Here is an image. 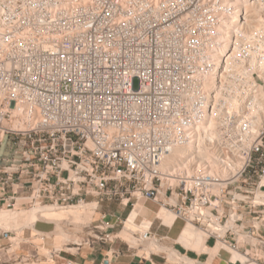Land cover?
I'll return each mask as SVG.
<instances>
[{"label": "built area", "instance_id": "obj_1", "mask_svg": "<svg viewBox=\"0 0 264 264\" xmlns=\"http://www.w3.org/2000/svg\"><path fill=\"white\" fill-rule=\"evenodd\" d=\"M230 1L0 0V144L13 151L0 160V212L94 204L99 214L150 200L221 249L247 248L264 263L263 112L247 143L233 135L241 116H228L236 153L225 149V175L161 170L218 106L234 48L220 52ZM247 1L260 5L262 27L237 61L247 85L264 90V0ZM106 217L103 232L114 228ZM16 234L0 228V252ZM135 237L151 238L150 228Z\"/></svg>", "mask_w": 264, "mask_h": 264}, {"label": "bare ground", "instance_id": "obj_2", "mask_svg": "<svg viewBox=\"0 0 264 264\" xmlns=\"http://www.w3.org/2000/svg\"><path fill=\"white\" fill-rule=\"evenodd\" d=\"M229 3L234 6L235 14L234 16L231 15V19L225 22L227 30L222 36L223 47L220 52L223 54L231 44L234 48L226 57L224 73L221 77V85L219 89H216L214 92V101L218 106L216 105L215 110L212 112V116L207 122L197 129L196 134L192 136V140L187 146L175 148L171 154L163 160L161 170L165 174L191 175L195 172L207 171L225 175L226 171L223 164V159H225L227 154L225 149L230 150L234 154L236 153L235 147L225 138L228 116L234 115L235 113L241 116L233 135L240 136L244 143H247L248 140L257 133L256 125L258 122L254 121L253 118L255 116L258 117L260 112L264 113V90L260 88L251 89V87L247 85L249 82L247 80L249 79L248 74L237 60L239 58L241 44L250 42V34L255 33L262 27L261 8L259 4L249 3L247 0H234ZM238 13L242 14L244 24H240L238 21ZM236 75L239 77V80H241L239 82L240 84L228 79V77H235ZM240 87L245 88L243 90V95L241 94ZM248 95L250 96L248 100L249 103L248 105H243ZM236 166H238V163L234 165V167L231 166V169H235ZM262 183L264 184V178ZM95 208L96 206L94 204H85L71 206L65 209H56L48 206L43 208L36 207L23 212H9L3 210L0 212V228L14 231H18L22 227L33 229V225L37 221H43L54 224L55 228L51 233H41L42 237L51 240L55 237L65 242L70 243L72 241L73 244H79L81 243L79 238L70 236L66 233L63 222L70 218L72 219L71 224L79 230L80 226L90 222ZM159 217L168 226L174 220V215L165 208L160 210ZM149 228L150 222L135 209L125 221L124 232L133 233L132 235H134L135 232L143 234ZM205 238L206 235L203 232L195 230L192 226L187 225L184 229L181 241H184L186 246L193 247L195 240L201 242ZM59 250L61 249L59 248ZM41 251L46 255L50 253L45 244ZM148 251L162 252L163 249L157 245L156 241H153ZM237 258L238 257H236V259ZM238 259L240 260V255ZM241 261L244 263L246 259L241 257ZM250 264L254 263L251 262Z\"/></svg>", "mask_w": 264, "mask_h": 264}, {"label": "crops", "instance_id": "obj_3", "mask_svg": "<svg viewBox=\"0 0 264 264\" xmlns=\"http://www.w3.org/2000/svg\"><path fill=\"white\" fill-rule=\"evenodd\" d=\"M1 145L0 160L11 159L13 151L7 144H4L7 149L3 144ZM135 209L150 222L151 238L145 240L137 239L135 234L138 232H135L134 235H132L133 233L124 232L125 221ZM161 209L160 205L150 200L138 201L133 209L126 203L114 204L110 208L104 205L100 211L101 213L107 214L105 221H110L114 225L113 229L107 230L109 236L112 235L114 239L103 242L101 247L93 245L85 250L71 247L61 248V250L53 252L51 256L50 253L46 255L50 259L44 262H41L40 259L37 264H250L251 262L254 264H264L263 262L256 263L249 260L248 257L252 251L247 248H238V251L234 252L235 255H238L235 256L233 251L221 249L219 244L216 245L212 239L205 238L201 242L195 240L193 247L186 246L184 241H181L184 229L186 228L184 221L174 219L169 226L166 225L159 217ZM101 213L98 214L97 221L100 220ZM94 214H96V210H94L90 222ZM41 224L48 225L51 228L49 230H41L38 228ZM121 224L123 225L121 231L115 234L116 228L120 227ZM179 224L180 226L178 227ZM25 228L22 227L18 230L19 232H15L21 234L26 231L36 236V233H51V231H54L55 226L52 223L37 221L33 225V231L35 232L25 230ZM122 235L134 236L139 242V245L137 241L132 242L136 247L130 245L123 240ZM153 241H156L157 245L163 249L162 252L148 251ZM2 245L7 248V252H0V264H24L30 261L24 255L19 254L26 251L25 248H22L24 245L14 247L15 244H12L8 248L7 240H3ZM77 245L75 244V246ZM54 250L56 251V249ZM74 250L76 252H72ZM239 255L240 260L238 259ZM236 257L238 258L236 259ZM241 257L246 259L244 263H242Z\"/></svg>", "mask_w": 264, "mask_h": 264}, {"label": "rangeland", "instance_id": "obj_4", "mask_svg": "<svg viewBox=\"0 0 264 264\" xmlns=\"http://www.w3.org/2000/svg\"><path fill=\"white\" fill-rule=\"evenodd\" d=\"M1 146L2 145L0 144V148H1ZM5 148L7 149L6 146H5ZM4 151H6V150H4ZM23 211H26V210H22V212ZM14 212H16V211H14ZM68 219L69 220H66L65 222H63L64 230L70 236H76L77 238H79L80 242H81L79 244H81V245L78 246L79 245L78 244L77 246H75V243L73 244L72 241L69 243V242H65V241L61 240L60 238H55V237L52 240L47 239L46 237H37V236H34L33 234H30L29 232H26V231L22 232L21 234L17 233L16 236L19 235V238L15 239L14 247H18V242L20 240L28 242V244H26L25 246H22V248H25L26 251L23 253H19V254L24 255V257H26L27 260H30L28 262H25L24 264H27V263L37 264L40 261V259H41V262H44V261H47L48 259H50L48 256H46V254H43V252L41 251L44 244L49 249L50 256H51V254H53V252H57V251L52 250V249L57 248L56 250H59V248L61 249V248L71 247V248H76V249L81 248V249L85 250V249H87L93 245L101 247L103 242H104L101 239L104 237L109 238V239H114L112 235L109 236L107 231L103 232L100 229L96 228L97 226H99V221H97L98 220V213L93 215L90 223L80 226L79 230H77L75 228V226L73 224H71L72 219H70V218H68ZM122 226L123 225L121 224L120 227L116 228L115 234L118 233L119 231H121ZM179 226H180V224L178 225V227ZM38 228L41 230H49L51 227L48 225H45V224H41ZM122 238H123V240H125L126 242H128L132 246H135V245H133L132 242L137 241L136 238L132 235H122ZM118 241L120 242L119 239H118ZM137 243L139 245L138 241H137ZM72 252H76V250H74ZM47 255H49V254H47Z\"/></svg>", "mask_w": 264, "mask_h": 264}]
</instances>
